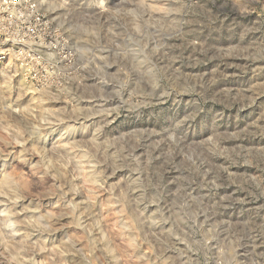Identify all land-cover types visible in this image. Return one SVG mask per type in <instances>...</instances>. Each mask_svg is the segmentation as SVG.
<instances>
[{"label": "rangeland", "instance_id": "1", "mask_svg": "<svg viewBox=\"0 0 264 264\" xmlns=\"http://www.w3.org/2000/svg\"><path fill=\"white\" fill-rule=\"evenodd\" d=\"M36 2L73 57L0 47V264H264V0Z\"/></svg>", "mask_w": 264, "mask_h": 264}, {"label": "built area", "instance_id": "2", "mask_svg": "<svg viewBox=\"0 0 264 264\" xmlns=\"http://www.w3.org/2000/svg\"><path fill=\"white\" fill-rule=\"evenodd\" d=\"M0 29L10 32L4 41L0 40V47L10 45L11 49H7L10 63L15 62L31 80L40 78L41 84H47L55 76L58 65L71 63L72 48L41 13L36 0H0ZM49 53L58 59L50 60ZM35 72L38 75L31 77Z\"/></svg>", "mask_w": 264, "mask_h": 264}, {"label": "bare ground", "instance_id": "3", "mask_svg": "<svg viewBox=\"0 0 264 264\" xmlns=\"http://www.w3.org/2000/svg\"><path fill=\"white\" fill-rule=\"evenodd\" d=\"M0 63H2V62H0ZM33 94V93H32Z\"/></svg>", "mask_w": 264, "mask_h": 264}]
</instances>
